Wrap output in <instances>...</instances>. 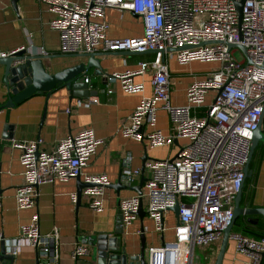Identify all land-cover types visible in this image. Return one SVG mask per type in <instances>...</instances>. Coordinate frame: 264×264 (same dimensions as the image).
<instances>
[{
    "label": "built area",
    "instance_id": "obj_1",
    "mask_svg": "<svg viewBox=\"0 0 264 264\" xmlns=\"http://www.w3.org/2000/svg\"><path fill=\"white\" fill-rule=\"evenodd\" d=\"M39 1L53 13L49 27L58 32L59 50L63 54L98 50L153 53L152 60L140 61L136 69L103 74L108 84L118 83L122 91L134 94L142 93L144 86L133 81V77L150 69L152 93L139 100L119 132L135 141H145L150 148L166 147L175 140L179 143L172 158L144 162L143 169L149 172L144 190L119 201L121 225L123 232H127L138 217L144 197L143 210L153 221L154 230L163 233V215L177 204L173 239L149 246L145 264H194L195 247L219 242L232 222L234 198L245 177L253 131L264 117V0H243L240 20L237 3L241 0ZM108 8L141 17V36L107 37ZM229 44L242 45L244 50ZM237 48L243 52L241 60L233 55ZM165 54H173L181 65L191 61L217 63L215 69L187 86L182 105L170 102V73ZM5 55L0 53V57ZM83 81L92 88L88 76ZM112 91L109 87L105 90L107 94ZM80 102L78 99L76 105ZM88 102L97 103L98 99L91 96ZM159 109L167 114L169 133L156 126ZM66 111L69 113L70 109ZM103 142L90 128L59 139L49 151L40 147V138L13 140L11 147L19 150L22 166V183L14 195L17 207H33L42 184L80 176L90 184L82 188L81 195L87 197L90 209L102 212L110 181L104 173L88 174L83 168ZM131 160L130 154L123 158L127 170L121 180L126 185L141 175L140 168H130ZM70 201L77 202L76 192L70 193ZM20 235L36 251L38 264L57 262L61 244L58 229L53 227L42 233L37 213L20 227ZM229 241L244 264L262 263L264 235L255 237L230 231ZM89 253L87 244L73 242L70 257L74 262L84 264L78 261Z\"/></svg>",
    "mask_w": 264,
    "mask_h": 264
},
{
    "label": "crops",
    "instance_id": "obj_2",
    "mask_svg": "<svg viewBox=\"0 0 264 264\" xmlns=\"http://www.w3.org/2000/svg\"><path fill=\"white\" fill-rule=\"evenodd\" d=\"M52 18L53 13L48 11L47 5L42 1L0 0V53L8 54L26 48L31 53L42 54L40 51L43 49L44 54L53 56L52 59L45 60L46 69L50 73L82 61L86 63L87 58L60 52L58 32L49 27ZM105 19L108 22L106 36L109 38L137 37L142 34L141 17L130 11L108 8L105 11ZM96 52L99 55L95 59L98 60L103 74L133 70L138 67L140 61L153 59V53L106 55L101 50ZM165 62L170 73V102L174 105H182L185 103L187 86L204 75L179 77L173 54L170 56L165 54ZM52 63L51 67L49 64ZM93 71L94 68L90 67L83 75L91 79L93 86L87 89L90 94L77 96L73 94L72 89L61 86L49 94H35L18 103L4 106L10 95L4 83V66L0 64V232L3 235L6 251L10 254L16 251L15 255L12 254L14 257L12 264H37L36 251L20 235V227L26 224L34 213L38 215L39 229L42 233L51 231L53 227L58 229L61 241L58 247L59 258L53 264H77L70 257L72 244L75 241L85 243L90 248L89 255L78 263L95 264L96 257L92 255L90 243L100 233L113 235L119 217V201L137 193L134 188L139 184L141 177L145 181L149 176V172L142 169L144 162L172 158L176 154L178 142L166 147L150 148L145 141H135L122 136L119 132L120 126L139 100L152 93L150 69L143 75L133 77V81L140 82L144 86L142 93L134 94L122 91L118 83L108 84L103 74L99 76ZM108 87L113 90L111 94L105 92ZM91 96H96L98 102L89 103L88 97ZM78 99L81 102L76 105ZM67 108L70 109L69 113L66 111ZM156 126L163 133L171 131L167 114L162 109L157 111ZM84 128L92 129L95 136L104 141L83 168L84 173L107 175L110 184L104 195V210L99 213L94 212L89 208L88 199L84 195H81L75 204L70 201V193L77 191L75 178L40 185L36 204L31 208L19 209L14 195L15 189L22 183V166L19 162L20 152L11 147L12 141L40 138L42 139L40 147L49 151L59 139ZM127 154L132 157L130 168L141 169V175L131 185H126L121 180L122 174L127 170L123 164V158ZM244 183L240 206L264 208V154L253 181H249L245 186ZM145 203L143 197L144 210ZM246 217L248 216L237 218L234 222L237 226L235 228L232 226L231 230L248 235H254L256 232L264 233V219L261 216H251L258 220L256 224L247 222ZM176 222L174 212L167 210L162 219L165 230L160 233L154 230L153 221L146 213L142 218L138 216L130 224L127 232L119 236L118 253L127 256L142 253V260L145 262L146 253L141 250V234L143 249L159 246L162 242L173 239V227ZM148 231L153 234H148ZM213 245L212 247H218L216 244ZM217 251L218 249L215 254ZM223 264H244L242 258L235 255L230 241L224 254Z\"/></svg>",
    "mask_w": 264,
    "mask_h": 264
},
{
    "label": "water",
    "instance_id": "obj_3",
    "mask_svg": "<svg viewBox=\"0 0 264 264\" xmlns=\"http://www.w3.org/2000/svg\"><path fill=\"white\" fill-rule=\"evenodd\" d=\"M243 6V0L237 3V12L239 20L241 19V9ZM238 46L242 50L244 47L242 45L229 44V47ZM183 46L181 48H185ZM179 48V49H181ZM172 51V50H168ZM115 53H128V54H140L137 52H105L108 54ZM151 53V52H144ZM76 55V57L87 58V62L83 61L72 65L70 67H66L59 71H55L50 73L47 71V66L45 63L46 59H52L53 56L46 55L44 53L37 54L31 53L26 48L18 49L12 53H9L5 56L0 57V64L4 66V83L7 87V92L10 95L6 105H11L14 103H18L32 95L45 93L49 94L55 88L65 86L67 88L72 89L74 95L81 96L90 94L88 89V84L83 81V75L86 71L93 67V73L99 76H102L103 71L102 68L95 57L99 55L98 52H88V53H77L72 54ZM51 67L52 64H49ZM83 90V91H82ZM83 92V93H82ZM264 108V107H263ZM259 141L264 142V134L262 132V118L259 119L256 128L253 131L252 139L250 142V148L248 153L247 163L244 166V174L245 177L241 182L238 191L234 198V207H233V218L232 222L229 226L225 228L223 231L221 241L218 247L217 255L215 257V261L213 264H223V258L225 251L229 244V234L232 229V226L235 220L240 216H248L246 217V221L249 223L256 224L258 220L253 219L252 215H259L264 219V208L261 207H241L240 199H241V190L246 177L251 175V171H249V163L252 158L254 149ZM174 142H177L176 140ZM143 169V166H142ZM77 181V201L80 199L81 190L85 186H89V183H85L80 180V176L75 177ZM144 178L141 177L139 184L134 188V190L138 193H142V184ZM120 184V183H119ZM174 212L176 218L178 219V211L179 207L175 204L173 207L169 208ZM145 215V211L143 210L142 202L139 205L138 216L142 218ZM122 218L119 212L117 228L113 232V235L110 236L106 233H100L92 239L90 246L92 247V255L96 257L95 264H145L142 260V253L133 256H127L122 253L119 254V236L123 233L122 229ZM141 250H143V235L141 234ZM87 242V241H86ZM264 258V253H263ZM13 255L8 253L5 249L4 240H0V264H12L13 263ZM38 264V260H37Z\"/></svg>",
    "mask_w": 264,
    "mask_h": 264
},
{
    "label": "rangeland",
    "instance_id": "obj_4",
    "mask_svg": "<svg viewBox=\"0 0 264 264\" xmlns=\"http://www.w3.org/2000/svg\"><path fill=\"white\" fill-rule=\"evenodd\" d=\"M168 56L172 54H167ZM234 57L237 60H241L243 58V52L241 49L237 48L233 52ZM153 57V56H152ZM177 63V62H176ZM217 67V63L215 62H200V61H191L187 64H178L175 66V69L178 72V76L181 78H189L193 76H202L205 75L208 71L213 70ZM212 93V92H210ZM237 226V223H234L233 228ZM148 234H153L148 231ZM219 242H216L215 244L219 247ZM214 245L205 246V247H199L196 246L194 249V264H213L215 261V257L217 254H215L218 247H212ZM148 247L144 248L142 252L146 251Z\"/></svg>",
    "mask_w": 264,
    "mask_h": 264
},
{
    "label": "trees",
    "instance_id": "obj_5",
    "mask_svg": "<svg viewBox=\"0 0 264 264\" xmlns=\"http://www.w3.org/2000/svg\"><path fill=\"white\" fill-rule=\"evenodd\" d=\"M262 132L264 134V117L262 119ZM263 154H264V143L263 142H259L258 145L256 146L254 152H253L252 159L250 160L249 167H248L249 171H251V175L246 178L244 186L249 181L250 182L253 181V179L255 178L256 173H257V168H258V166L260 164V161H261V158H262ZM243 189H245V187ZM262 235H264L263 232H256V234L250 235V236L258 237V236H262ZM261 264H264V258H263Z\"/></svg>",
    "mask_w": 264,
    "mask_h": 264
}]
</instances>
